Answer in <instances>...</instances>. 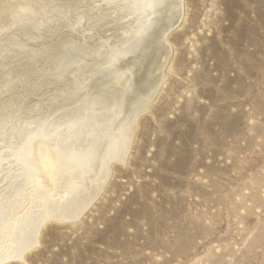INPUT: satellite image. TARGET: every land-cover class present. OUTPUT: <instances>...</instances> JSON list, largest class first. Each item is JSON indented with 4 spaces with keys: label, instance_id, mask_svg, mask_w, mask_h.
<instances>
[{
    "label": "rangeland",
    "instance_id": "obj_1",
    "mask_svg": "<svg viewBox=\"0 0 264 264\" xmlns=\"http://www.w3.org/2000/svg\"><path fill=\"white\" fill-rule=\"evenodd\" d=\"M1 1L7 0H0L3 15ZM42 1L22 3L37 16L27 14L23 23L8 13L1 17L0 76L12 73L5 58L21 54L29 29L62 20L50 14V5L40 6ZM183 3L182 22L169 35L172 73L140 116L128 161L115 165L108 187L79 222H49L42 229L28 264H264V0ZM19 23L28 25L26 33ZM17 76L22 84L16 86L27 87L29 75ZM0 85V156L5 157L13 152L6 148L12 133L40 122L41 112L30 111L29 98L38 92L33 86L21 89L27 96L17 98V112H11L5 99L23 93L12 85L4 94L1 80ZM48 93L46 102L54 96ZM35 97L37 102L42 96ZM9 116L13 119L6 122ZM7 123L18 126L5 128ZM15 161H8L11 167L0 164L2 190L20 172L14 173Z\"/></svg>",
    "mask_w": 264,
    "mask_h": 264
},
{
    "label": "bare ground",
    "instance_id": "obj_2",
    "mask_svg": "<svg viewBox=\"0 0 264 264\" xmlns=\"http://www.w3.org/2000/svg\"><path fill=\"white\" fill-rule=\"evenodd\" d=\"M24 1H1L4 14L0 19L5 13L22 23L27 14L30 18L37 17L31 14L32 9L27 4H22ZM183 2L45 0L40 6L50 5V14L63 16L61 21L52 19L36 29L19 23L24 33L29 29L32 35L27 37L28 33L24 36L20 33L24 41L20 46L21 54L13 60L5 58L13 71L10 70V76H0L2 89L6 90L4 94H9L12 85L20 83L21 77L17 75H29L27 87L33 86L42 97L34 102L38 96L35 92L36 95L29 98L33 103L28 105L34 113L40 110L41 121L25 128L19 125V131L17 124V133H12L16 135L12 136L13 142L11 139L8 140H11L10 145L6 142V148L12 147L13 152L0 156V164L16 160L17 164L12 165L14 173L16 169L20 171L12 179L18 178L11 182H7L6 177V187L0 188V264L9 261L28 264L26 256L39 246L42 229L49 222L72 226L79 222L84 211L107 186L115 165L128 161L138 120L149 111L172 73L173 46L169 35L182 22ZM14 32L13 36L19 30ZM3 67L0 65V69ZM4 82L11 86L9 91ZM16 87L27 89L23 85ZM46 93L54 95L48 102L44 97ZM24 94L15 93V99L8 96L3 106L17 112L14 103ZM11 119L9 116L6 122ZM7 149L4 147V152Z\"/></svg>",
    "mask_w": 264,
    "mask_h": 264
}]
</instances>
